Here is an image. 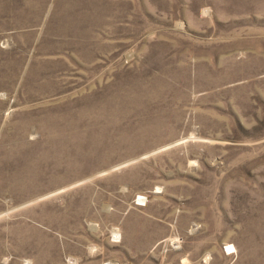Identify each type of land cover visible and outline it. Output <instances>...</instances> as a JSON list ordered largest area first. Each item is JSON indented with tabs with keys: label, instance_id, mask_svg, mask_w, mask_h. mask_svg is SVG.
<instances>
[{
	"label": "rangeland",
	"instance_id": "obj_1",
	"mask_svg": "<svg viewBox=\"0 0 264 264\" xmlns=\"http://www.w3.org/2000/svg\"><path fill=\"white\" fill-rule=\"evenodd\" d=\"M0 264H264V0H0Z\"/></svg>",
	"mask_w": 264,
	"mask_h": 264
}]
</instances>
